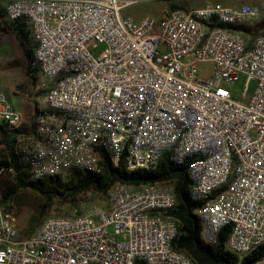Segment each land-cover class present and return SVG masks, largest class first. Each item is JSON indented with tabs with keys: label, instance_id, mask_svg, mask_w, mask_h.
Listing matches in <instances>:
<instances>
[{
	"label": "built area",
	"instance_id": "built-area-1",
	"mask_svg": "<svg viewBox=\"0 0 264 264\" xmlns=\"http://www.w3.org/2000/svg\"><path fill=\"white\" fill-rule=\"evenodd\" d=\"M139 1H7L6 19L29 25L39 69L24 94L34 101L33 131L18 134L13 150L30 181L102 173L105 156L130 170L154 168L164 155L188 162L198 219L209 222L203 241L229 226L226 248L246 255L264 243V30L250 42L227 25L258 20L261 8L203 0L158 18L122 15ZM242 75L247 102L222 84ZM0 120H23L2 88ZM170 192L172 183L116 181L104 205L47 216L23 238L0 197V264H195L172 248Z\"/></svg>",
	"mask_w": 264,
	"mask_h": 264
},
{
	"label": "trees",
	"instance_id": "trees-1",
	"mask_svg": "<svg viewBox=\"0 0 264 264\" xmlns=\"http://www.w3.org/2000/svg\"><path fill=\"white\" fill-rule=\"evenodd\" d=\"M178 8L189 9L190 6H188L186 1L173 0L168 3L167 12ZM227 26L242 32L251 42L256 35L264 30V18L253 22ZM8 36H13L15 40L22 60L20 67L27 77L26 89H23V91L31 92L39 69L37 65L32 63L33 45L29 25L21 19L8 21L5 17V6L0 4V42L8 41ZM15 56L14 59L5 63V68L18 67ZM32 108L29 104L26 105L25 113L23 112V120L20 124L13 126L0 124V144L3 146V150L0 153L1 201L10 208L15 195L23 188H31L41 193L45 199L41 211L29 218L26 236L30 235L42 220L47 217L49 210L46 206L52 199L71 203V200L76 195L90 191L106 196L109 186L116 181L127 182L138 187L172 183L175 190V192H172L174 207L169 216L177 225V232L172 241L174 250L185 252L195 264H255L264 255V243L246 255L239 256L230 252L225 245L230 231L229 226L223 227L215 243L207 244L203 241L201 237V229L203 228L201 220L200 218L198 219L196 213L200 203L193 200L190 196L192 181L187 171L188 162L183 164L173 163L167 155H164L154 168L147 170H130L122 160L117 165H114L105 156L102 173H93L87 171V169H77L72 171L67 182H63L55 176L37 181L28 180L26 178L27 169L19 162L13 147L18 134H29L33 131V123L30 118ZM9 168H12V171H9ZM75 211L81 210L75 209ZM135 264L146 263L141 259H136Z\"/></svg>",
	"mask_w": 264,
	"mask_h": 264
},
{
	"label": "rangeland",
	"instance_id": "rangeland-1",
	"mask_svg": "<svg viewBox=\"0 0 264 264\" xmlns=\"http://www.w3.org/2000/svg\"><path fill=\"white\" fill-rule=\"evenodd\" d=\"M7 1L8 0H0V4L5 6ZM170 1L173 0H143L125 7L121 12L123 16H130L133 19H140L146 15L158 18L167 13V5ZM180 1H186L188 6L190 7L203 4V0ZM216 1H219L222 4L226 5H238L240 3L257 4L260 6L262 11L260 19L264 18V0ZM7 40L8 41L0 42V88L3 89L6 99L10 101L15 106V108L23 115L26 105L29 104L31 107H33L34 101L33 99L27 100L24 97V94L28 92L23 91V89H26L27 77L25 76L23 69L20 67L22 65L21 56L18 52V48L16 47L13 36H8ZM103 48L104 45H98L93 49V53L97 55L103 50ZM14 56L16 57L15 60L18 64V67L14 66L12 68H5V63L11 59H14ZM200 66L202 68L203 74L210 75L212 69V64L210 62L201 63ZM244 78L245 76L242 75L239 81L235 83L223 82L222 84L228 90L233 92V96L236 99L247 102V98L243 99L241 97V92L244 87ZM254 87L255 83L252 81L249 85V89L247 90V96H250L253 93ZM2 150L3 146L0 144V153L2 152ZM105 200V195L103 196L91 191L76 195L73 200H71V203H67L59 199H52L48 203V206H46L49 210L47 216H54L62 212H73L75 209L82 210L96 204L104 205ZM44 202L45 199L42 194L31 188H23L15 195L13 202L10 204V208L13 210L17 219L20 238L26 237L29 218L37 215L41 211ZM200 220L202 228L209 229V222L207 221V218H200ZM109 230L112 232L111 228Z\"/></svg>",
	"mask_w": 264,
	"mask_h": 264
},
{
	"label": "bare ground",
	"instance_id": "bare-ground-1",
	"mask_svg": "<svg viewBox=\"0 0 264 264\" xmlns=\"http://www.w3.org/2000/svg\"><path fill=\"white\" fill-rule=\"evenodd\" d=\"M173 163H182V161H172ZM78 169H86V168H78ZM77 170V169H76ZM213 189H206V196H212ZM169 200H170V209L174 207V197L172 192L169 193ZM199 218H207V216H200ZM208 221V219H207Z\"/></svg>",
	"mask_w": 264,
	"mask_h": 264
}]
</instances>
